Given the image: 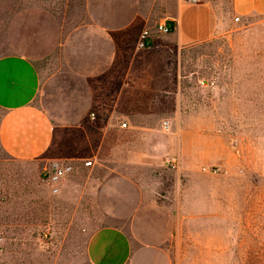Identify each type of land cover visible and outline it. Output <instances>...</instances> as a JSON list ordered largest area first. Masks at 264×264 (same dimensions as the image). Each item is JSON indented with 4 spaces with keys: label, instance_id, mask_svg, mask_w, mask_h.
<instances>
[{
    "label": "crops",
    "instance_id": "0c3cea01",
    "mask_svg": "<svg viewBox=\"0 0 264 264\" xmlns=\"http://www.w3.org/2000/svg\"><path fill=\"white\" fill-rule=\"evenodd\" d=\"M121 2L86 0L81 19L65 29L63 17L44 11L49 28L33 51L0 54V151L34 163L40 178L52 162H72L56 190L45 182L62 198L71 194L77 221L101 223L85 228L74 264H173L175 220L183 222L185 212L197 217L205 205L202 185L191 183L203 172L184 166L189 140L169 130L171 120L153 96L175 95L182 49L219 36L230 45L251 16L264 15V0H200L188 12L184 0H158L174 28L154 31L145 48L137 46V34L128 37L133 20ZM41 63L53 64L49 75ZM67 128L97 132L84 157L58 158L51 150ZM169 155L177 156L176 167L165 164Z\"/></svg>",
    "mask_w": 264,
    "mask_h": 264
},
{
    "label": "rangeland",
    "instance_id": "374dc122",
    "mask_svg": "<svg viewBox=\"0 0 264 264\" xmlns=\"http://www.w3.org/2000/svg\"><path fill=\"white\" fill-rule=\"evenodd\" d=\"M184 1V12L196 3ZM85 2L0 0V54L33 51L49 28L44 11L63 17L65 29L67 22L81 19ZM121 3L133 20L129 38L139 36L144 27L154 30L165 17L158 0ZM174 9L180 10L178 2ZM246 24L230 45L219 36L212 44L182 49L175 95L153 96L164 108L163 119L171 120L169 130L189 140L184 166L203 172L193 174L191 183L202 185L199 199L205 205L197 217L187 212L183 222L176 217L169 246L173 264H264V15L251 16ZM40 65L47 75L52 72L53 64ZM91 129L60 131L63 139L51 150L58 158L84 157L97 135ZM200 136V142L193 141ZM184 181L188 183L187 177ZM73 210L71 194L62 198L50 191L34 163L0 151V264L80 260L85 228L101 223L77 221Z\"/></svg>",
    "mask_w": 264,
    "mask_h": 264
},
{
    "label": "built area",
    "instance_id": "2783aa9c",
    "mask_svg": "<svg viewBox=\"0 0 264 264\" xmlns=\"http://www.w3.org/2000/svg\"><path fill=\"white\" fill-rule=\"evenodd\" d=\"M192 2H199L200 0H188ZM154 30L149 27H144L139 35V38L137 40V46L140 48L147 47L152 40L153 32H161V33H167L170 31V27L168 25V22L166 20L159 21L154 25ZM123 126H125V122L121 123ZM85 165H90L91 160L87 159L84 161ZM165 164L170 167H176L178 164V159L176 155H170L167 158H165ZM73 170V164L69 161H55L52 162L50 166H45L42 170V178L44 181L48 182V184H51L53 187V190H56L54 187V184L58 182L63 176L67 175L69 172Z\"/></svg>",
    "mask_w": 264,
    "mask_h": 264
},
{
    "label": "trees",
    "instance_id": "16d2710c",
    "mask_svg": "<svg viewBox=\"0 0 264 264\" xmlns=\"http://www.w3.org/2000/svg\"><path fill=\"white\" fill-rule=\"evenodd\" d=\"M167 22H168V25L170 27V30L173 29L174 28V24H175L174 21L173 20H168Z\"/></svg>",
    "mask_w": 264,
    "mask_h": 264
}]
</instances>
